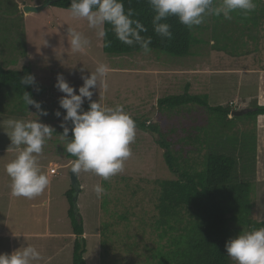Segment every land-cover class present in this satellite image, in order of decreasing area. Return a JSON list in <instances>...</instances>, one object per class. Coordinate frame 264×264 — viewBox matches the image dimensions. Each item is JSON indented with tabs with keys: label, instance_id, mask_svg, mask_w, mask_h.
I'll list each match as a JSON object with an SVG mask.
<instances>
[{
	"label": "rangeland",
	"instance_id": "1",
	"mask_svg": "<svg viewBox=\"0 0 264 264\" xmlns=\"http://www.w3.org/2000/svg\"><path fill=\"white\" fill-rule=\"evenodd\" d=\"M47 1L0 0V25L18 22L20 18L25 30L23 37L16 27L10 28L9 34L0 33V62L7 68L32 67L37 101L48 111L47 116L39 118L56 130L39 157L50 184L40 196L27 199L12 195L5 165L15 158L18 150L10 147L9 136L0 127V253H11L28 242L42 253L39 264H72L76 235L66 192L78 188L74 198L77 197V215L82 217L85 227L87 264H155L153 256L160 242V231L155 226L156 180L174 178V174L156 142L158 131L144 130L139 122L154 125L173 143L185 137L175 148L185 149L188 163L198 162L199 168L208 152L207 143L202 140L223 145L227 152L239 157L243 150L239 139L244 134L250 138L256 133V174L255 169L245 171V161L241 158L239 176L253 181L254 218L264 220V129L260 128L258 117L255 124L254 119L245 115L246 108H251L255 101L264 105L258 97L259 86L264 91V0H255L256 8L247 16L236 12L231 20L206 17L205 22L194 29L199 42L185 57H173L156 50L148 54L143 51L123 55L106 53L103 38L88 27L85 19L73 17L69 9L51 4L36 12L23 9ZM217 22L221 26L215 29ZM69 26L90 40L82 52H73L68 47ZM202 27L203 30L198 31ZM4 30L9 31V26ZM101 62L109 65L110 73L108 90L102 92L100 102L107 106L123 105L138 122L135 123L136 137L123 172L105 181L92 172L82 171L78 174L79 185L75 186L70 175L74 160L67 156L63 147L67 139L62 140L60 135L65 110L59 105L64 93L55 87L57 75L63 74L78 91L83 84L81 76L90 75V69L95 70ZM84 66L88 69L81 73ZM255 71L259 72L257 77L251 78ZM188 85L192 94L209 95L212 105L226 106L235 102L232 110L245 112L230 114L233 119L220 121L198 105L180 110L160 107V98L183 94ZM98 99L97 89L93 100ZM7 102L8 98L3 104ZM85 104H89L87 99ZM17 107L15 104L12 109ZM58 109L62 113L60 117L55 115ZM36 111L32 106L25 115L1 110L0 124L6 125L9 119H38ZM66 124L70 128L68 121ZM190 135L200 137L202 145L196 143L199 150L186 145L191 142ZM52 167L58 169L57 174H50ZM97 183L106 189V194L99 198L93 191ZM13 232L21 235L14 237Z\"/></svg>",
	"mask_w": 264,
	"mask_h": 264
},
{
	"label": "trees",
	"instance_id": "2",
	"mask_svg": "<svg viewBox=\"0 0 264 264\" xmlns=\"http://www.w3.org/2000/svg\"><path fill=\"white\" fill-rule=\"evenodd\" d=\"M49 1L53 6L70 8L71 0ZM124 4L126 8L135 9L136 18L147 27V32L142 35L152 37L151 50L160 51L173 57H185L199 42V38L194 33L195 27L189 29L181 24L175 16L169 17L167 21L171 25L172 38L162 39L153 30V12L147 0H124ZM18 19V22L15 20L9 21L10 23H2L3 25L0 26H9V31L4 32L5 27H0V33L9 34L11 29L16 27L18 34L22 36L25 32L23 30L24 22L22 19ZM218 26H221L220 22L216 23L215 29L219 28ZM105 28L107 36L103 38L104 52L123 55L143 51L138 45L128 46L121 43L115 38L110 25H106ZM201 30L203 27L198 31ZM106 40L111 41L107 47L105 46ZM27 73L33 74L30 65L14 69L7 68L0 62V111L25 115L28 107L21 98L25 90L29 91L37 100L35 86L29 85L24 88L20 83V77ZM7 98L9 102L3 104ZM158 103L160 107L179 108V110L186 109L191 105H198L205 108L212 115L211 117L215 115L220 121L234 118L229 116L232 112L231 104L212 105L209 95L192 94L189 92V85L186 86L185 93L162 97ZM15 104L16 107L18 106L16 110L12 109ZM88 106L89 104H85L83 108L87 110ZM246 109L245 115L254 119L255 124L257 117L264 115V105H259L257 101L251 108ZM134 121L138 123L136 120ZM68 122L71 129L72 123ZM139 126L147 131H158L159 137L156 142L163 150L168 168L174 174V178L156 180L158 196L155 208L158 214L155 226L160 231V242L153 256L156 258L155 264H232L233 260L225 253L227 240L241 231L264 227V220L254 218L253 181L249 178L241 179L239 176L241 158L245 161L243 163L245 171L251 169L254 172L255 169L256 174V133L250 138L244 134L242 139H239V144L243 146L242 154L239 157L227 152L223 145L209 144L207 139L202 140L203 143H207L208 152L199 168L198 162L188 163L190 160L185 155V149L177 150L175 148L177 143L185 140V137L173 143L168 139L166 133L159 131L154 125L139 122ZM202 128L203 126H201ZM69 137H71V131ZM190 139L191 142L186 145L194 146V148L196 143L202 145V141L197 135H190ZM250 146L252 147L249 150ZM194 148L195 151L199 150L197 146ZM67 156L75 160L68 153ZM75 194V189L66 192L70 203L69 217L72 230L76 235L72 264H87L85 227L82 217L77 215ZM164 240L165 242H163Z\"/></svg>",
	"mask_w": 264,
	"mask_h": 264
},
{
	"label": "clouds",
	"instance_id": "3",
	"mask_svg": "<svg viewBox=\"0 0 264 264\" xmlns=\"http://www.w3.org/2000/svg\"><path fill=\"white\" fill-rule=\"evenodd\" d=\"M147 2L153 12V30L162 39L172 38L171 25L167 22L172 16L192 29L203 24L208 16L231 20L233 13L239 12L247 16L256 8L255 0ZM69 10L73 17L85 19L88 27L96 30L99 38L107 36L105 26L110 25L115 38L121 43L138 45L145 54L151 52L152 37L142 35L147 32V27L136 18L135 9L125 7L124 0H71ZM67 43L73 52H82L90 44V40L82 32L69 26ZM110 44L111 41L106 40L105 46ZM86 68L82 67L81 73ZM109 73V65L101 62L95 70L90 69V75L81 76L83 84L78 91L63 74L57 75L55 85L64 93L59 99L60 108L65 110L61 121L63 132L60 135L62 140L67 139V143L63 145L64 150L75 158L72 172L76 175L82 171L92 172L105 181L123 172L125 161L132 155L131 144L136 137L135 121L123 105L107 106L100 102L102 92H107L109 87ZM20 83L24 88L35 85L36 78L27 73L20 77ZM97 89L99 99L93 100ZM21 98L28 109L32 106L37 110L34 113L38 119H9L6 125L0 124L10 138V147L15 146L18 150L15 158L5 165V172L11 179L13 196L33 199L40 196L50 184L48 175L41 169L39 157L45 143L56 130L40 120L39 117L47 116L48 111L42 108L41 102L35 100L29 91H23ZM86 99L89 101L87 110L83 108ZM55 115L60 117L62 113L58 109ZM67 121H71V129L67 126ZM93 191L98 198L106 194V189L99 183L93 186ZM20 235L13 232L14 237ZM225 253L235 264H264V227L241 231L230 238L225 244ZM42 259L40 250L28 242L26 246L21 245L11 253H0V264H39Z\"/></svg>",
	"mask_w": 264,
	"mask_h": 264
},
{
	"label": "water",
	"instance_id": "4",
	"mask_svg": "<svg viewBox=\"0 0 264 264\" xmlns=\"http://www.w3.org/2000/svg\"><path fill=\"white\" fill-rule=\"evenodd\" d=\"M49 5L50 4V1L48 0L45 4H42V5H38V6H24L23 9L25 12H36V11H39L43 8L46 7V5ZM245 112V110H240V109H235V110H232L231 112V115L234 116V115H241ZM70 175H71V179H72V182L75 186H78L79 185V179H78V175H76L75 173L72 172V170H70ZM78 194V188L76 189V194ZM77 200V197L76 199L74 198V201L76 202Z\"/></svg>",
	"mask_w": 264,
	"mask_h": 264
},
{
	"label": "crops",
	"instance_id": "5",
	"mask_svg": "<svg viewBox=\"0 0 264 264\" xmlns=\"http://www.w3.org/2000/svg\"><path fill=\"white\" fill-rule=\"evenodd\" d=\"M258 73H259L258 71H255L254 74L251 75V78H252V76H256L257 77ZM256 84L258 85V82L257 81H256ZM258 97L263 101L262 103H264V91H263V89H262L261 86H259ZM258 122L260 123V128L261 129H264V115H259L258 116ZM85 258H86V255H85Z\"/></svg>",
	"mask_w": 264,
	"mask_h": 264
},
{
	"label": "built area",
	"instance_id": "6",
	"mask_svg": "<svg viewBox=\"0 0 264 264\" xmlns=\"http://www.w3.org/2000/svg\"><path fill=\"white\" fill-rule=\"evenodd\" d=\"M234 103H235V102H234ZM234 103H232V104H234ZM50 172H51V174H56V173H58V169L52 167L51 170H50Z\"/></svg>",
	"mask_w": 264,
	"mask_h": 264
}]
</instances>
